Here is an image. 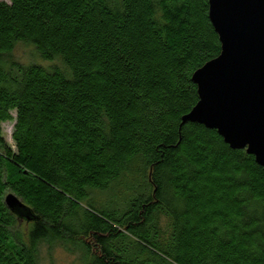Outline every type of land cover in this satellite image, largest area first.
Returning a JSON list of instances; mask_svg holds the SVG:
<instances>
[{"label":"trees","instance_id":"obj_1","mask_svg":"<svg viewBox=\"0 0 264 264\" xmlns=\"http://www.w3.org/2000/svg\"><path fill=\"white\" fill-rule=\"evenodd\" d=\"M208 11L0 1V264H40L55 242L83 264H264V169L182 120L198 102L193 74L221 52ZM19 44L63 69L21 64ZM8 194L36 221L10 212Z\"/></svg>","mask_w":264,"mask_h":264},{"label":"water","instance_id":"obj_2","mask_svg":"<svg viewBox=\"0 0 264 264\" xmlns=\"http://www.w3.org/2000/svg\"><path fill=\"white\" fill-rule=\"evenodd\" d=\"M208 18L221 52L193 74L198 102L183 124L215 130L264 169V0H209ZM4 204L19 219H37L13 194Z\"/></svg>","mask_w":264,"mask_h":264},{"label":"rangeland","instance_id":"obj_3","mask_svg":"<svg viewBox=\"0 0 264 264\" xmlns=\"http://www.w3.org/2000/svg\"><path fill=\"white\" fill-rule=\"evenodd\" d=\"M8 2V0H0ZM12 58L21 64L31 65L40 64L42 66L56 65L63 69V65L60 60H55L50 63L44 61L37 54L35 48L27 44H19L16 46ZM12 122H7L2 125V134L6 142L13 146L11 134H12ZM108 197V196H107ZM102 197H98L100 200ZM106 198V197H105ZM104 200V198H103ZM31 225L24 221L19 222V229L26 235V233L31 229ZM39 262L40 264H83L82 262V252L76 250L68 245H64L60 242H55L53 244L42 243L39 247Z\"/></svg>","mask_w":264,"mask_h":264}]
</instances>
